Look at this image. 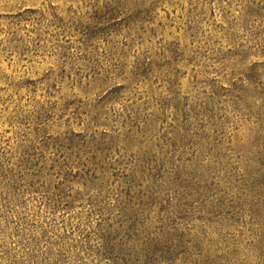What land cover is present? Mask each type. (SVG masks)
I'll return each mask as SVG.
<instances>
[{
	"label": "rangeland",
	"instance_id": "rangeland-1",
	"mask_svg": "<svg viewBox=\"0 0 264 264\" xmlns=\"http://www.w3.org/2000/svg\"><path fill=\"white\" fill-rule=\"evenodd\" d=\"M0 264H264V0H0Z\"/></svg>",
	"mask_w": 264,
	"mask_h": 264
}]
</instances>
